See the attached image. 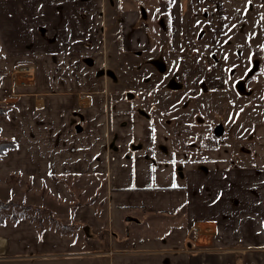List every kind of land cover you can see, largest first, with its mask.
I'll use <instances>...</instances> for the list:
<instances>
[{
	"label": "crops",
	"instance_id": "0c3cea01",
	"mask_svg": "<svg viewBox=\"0 0 264 264\" xmlns=\"http://www.w3.org/2000/svg\"><path fill=\"white\" fill-rule=\"evenodd\" d=\"M103 1L0 0V102L11 107L0 128L15 143L0 160V181L31 179L65 206L83 200L63 226L77 227L87 214L108 241L56 228L40 235L28 220L8 222L0 225V258L46 249L110 264H208L194 245L264 247V124L242 138L241 121L232 125L238 139H250L236 147L218 122L215 139L200 134L197 149L196 111L188 106L199 88L164 82L152 96L148 87L114 84L110 93L101 63Z\"/></svg>",
	"mask_w": 264,
	"mask_h": 264
},
{
	"label": "rangeland",
	"instance_id": "374dc122",
	"mask_svg": "<svg viewBox=\"0 0 264 264\" xmlns=\"http://www.w3.org/2000/svg\"><path fill=\"white\" fill-rule=\"evenodd\" d=\"M102 4L101 63L110 93L116 91L114 84L122 88L128 84L137 89L148 87L152 96L164 82H176L183 87L191 85L200 90L192 92L196 95L195 101L188 106L196 111L193 131L198 129L197 149L200 134L205 132V137L207 133L215 139L212 133L219 132L218 122L225 125L228 141L236 147L249 145L250 139H238L230 131L232 125L241 121L240 127L244 128L239 136L242 138L254 131L256 124H264V7H260L259 0H104ZM125 46L128 50L124 52ZM2 73L0 78L5 74ZM202 93H205V102H202ZM180 95L177 93L175 99ZM8 107L0 102V109ZM8 114L0 116V122ZM199 118L205 119L209 127L199 125ZM6 141L12 140L3 138L0 128V160L6 155H1ZM5 180L0 181V225L28 220L35 224L40 235L56 228L65 236L101 239L103 246L107 244V232L98 228L93 216L81 215L83 221L77 227L63 226L72 224L70 216L77 205L74 203L80 205L83 200L65 206L62 201L49 197L44 187L38 193L31 179L10 175ZM195 227L190 235L192 242H196L193 240ZM132 229L133 226H128L126 232ZM207 241L200 237L198 243ZM194 247L199 253H208L203 260L208 264L220 257H223L222 264H264V247L229 252L201 251ZM203 248L207 250L210 245ZM75 253L51 255L53 252L46 249L37 253L28 250L1 257L0 264H110L106 257Z\"/></svg>",
	"mask_w": 264,
	"mask_h": 264
},
{
	"label": "trees",
	"instance_id": "16d2710c",
	"mask_svg": "<svg viewBox=\"0 0 264 264\" xmlns=\"http://www.w3.org/2000/svg\"><path fill=\"white\" fill-rule=\"evenodd\" d=\"M11 110V107H8V109H0V116H2V115H4V114H6V113H8L9 111ZM5 141V140H4ZM3 145H4V148H3V153L1 154L2 156L4 155V154H6V152L8 151V150H10V149H12V148H14L15 147V143L13 142V141H6V142H3ZM4 206H11V204H9V205H4ZM18 222V221H17Z\"/></svg>",
	"mask_w": 264,
	"mask_h": 264
},
{
	"label": "built area",
	"instance_id": "2783aa9c",
	"mask_svg": "<svg viewBox=\"0 0 264 264\" xmlns=\"http://www.w3.org/2000/svg\"><path fill=\"white\" fill-rule=\"evenodd\" d=\"M27 70H28V68H27ZM26 70V71H27ZM30 71V70H29ZM30 73H31V71H30ZM199 228L198 227H195L194 228V230H193V240H197V238H198V234H199Z\"/></svg>",
	"mask_w": 264,
	"mask_h": 264
},
{
	"label": "bare ground",
	"instance_id": "6f19581e",
	"mask_svg": "<svg viewBox=\"0 0 264 264\" xmlns=\"http://www.w3.org/2000/svg\"><path fill=\"white\" fill-rule=\"evenodd\" d=\"M194 34V33H193Z\"/></svg>",
	"mask_w": 264,
	"mask_h": 264
},
{
	"label": "water",
	"instance_id": "95a60500",
	"mask_svg": "<svg viewBox=\"0 0 264 264\" xmlns=\"http://www.w3.org/2000/svg\"><path fill=\"white\" fill-rule=\"evenodd\" d=\"M130 219V218H129Z\"/></svg>",
	"mask_w": 264,
	"mask_h": 264
}]
</instances>
